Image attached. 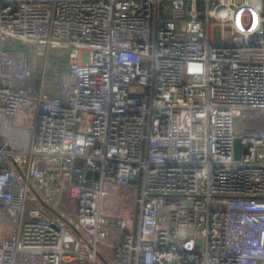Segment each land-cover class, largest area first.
<instances>
[{"label":"built area","instance_id":"obj_1","mask_svg":"<svg viewBox=\"0 0 264 264\" xmlns=\"http://www.w3.org/2000/svg\"><path fill=\"white\" fill-rule=\"evenodd\" d=\"M262 263L264 0H0V264Z\"/></svg>","mask_w":264,"mask_h":264},{"label":"water","instance_id":"obj_2","mask_svg":"<svg viewBox=\"0 0 264 264\" xmlns=\"http://www.w3.org/2000/svg\"><path fill=\"white\" fill-rule=\"evenodd\" d=\"M242 143L240 139H237L235 141V158L240 159L241 154H242Z\"/></svg>","mask_w":264,"mask_h":264},{"label":"rangeland","instance_id":"obj_3","mask_svg":"<svg viewBox=\"0 0 264 264\" xmlns=\"http://www.w3.org/2000/svg\"><path fill=\"white\" fill-rule=\"evenodd\" d=\"M66 205H67V211H71L72 209H74V207L71 205L70 201H67ZM117 244H118V242H117ZM109 254L111 255L112 252L110 251Z\"/></svg>","mask_w":264,"mask_h":264},{"label":"crops","instance_id":"obj_4","mask_svg":"<svg viewBox=\"0 0 264 264\" xmlns=\"http://www.w3.org/2000/svg\"><path fill=\"white\" fill-rule=\"evenodd\" d=\"M262 264H264V263H262Z\"/></svg>","mask_w":264,"mask_h":264}]
</instances>
